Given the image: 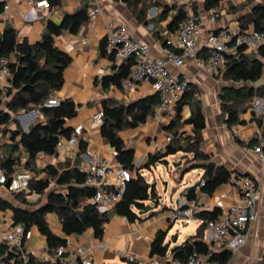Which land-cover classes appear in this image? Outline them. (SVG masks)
Wrapping results in <instances>:
<instances>
[{"label": "trees", "instance_id": "1", "mask_svg": "<svg viewBox=\"0 0 264 264\" xmlns=\"http://www.w3.org/2000/svg\"><path fill=\"white\" fill-rule=\"evenodd\" d=\"M121 1L129 6L138 7L153 5L160 7L157 16L159 21H165L168 15L171 20L167 25V31L174 33L178 24L186 18L187 11L181 6H169L156 0H114ZM222 0H204L203 9L206 12H215L220 16V2ZM249 0L248 3H251ZM55 0H49L50 6ZM4 1L0 0V13ZM192 13L196 15V0H191ZM242 6H229V12L241 10ZM196 17V16H195ZM154 18L150 19L153 20ZM87 20V6L74 14H66L59 25L47 22L41 38L35 44L29 45L26 41H18V33L7 24L0 32V57L8 61L11 72L9 88L3 98L0 97V137H8L9 143L0 145V170L8 179L18 171H29L34 174L28 184L29 193L39 196L38 201L44 199L43 203H28L25 192L13 194L14 199L23 207H15L11 203L0 198V210L9 209L12 212V223H24L28 228L36 227L45 238L48 261L39 262L30 257L28 264H58L60 258L56 255L59 246L65 245V240L54 235L46 222V215L54 213L65 235H81L91 229L98 239L102 237L104 225L109 221L108 212H99L88 200L92 197V189L84 186L85 174L76 164L70 161L46 164L37 168L35 161L38 154L44 157H52L57 154L60 138H70L73 130L66 128L67 120L74 118L77 114V106L71 100H57L56 92L60 90L64 82V71L70 63V58L54 45V37L62 31L71 33ZM240 28L260 31L264 28V0L256 3L251 13L242 17ZM163 41V45H166ZM168 47V46H167ZM102 55L108 56L114 61L113 54H107L105 41L101 42ZM176 51V50H175ZM227 62L222 71L224 79L240 87H225L218 96L224 124L227 128L241 125V116L249 110L254 100L264 96V44L258 51V55L246 53L244 47L238 49L235 56H227ZM133 60L120 62L114 76L102 79L103 86L109 84L119 85L120 80L127 76ZM196 89L189 83V88L176 106V115L166 126L170 140L162 151L149 154L147 162L140 168L151 171L157 164L167 165V157L181 154L188 159L187 167L182 176L196 169L202 170L203 185L200 181L194 186L186 188L182 195L187 201L197 200V192L211 196L220 186L227 183L231 173L224 166L210 162V159L201 148L202 133L206 127L205 118L199 101L194 98ZM57 100V107H43L48 100ZM160 103L159 95L139 99L129 104H122L112 98L101 100L102 120L100 124V135L115 151V161L118 165L133 173V178L127 183L121 201L116 204L114 213L124 217L133 223L141 220L139 211L145 209L146 203L156 200V190L148 185L145 176L141 175L140 169L135 170L132 165L133 150L128 148L120 139L119 134L128 129H134L154 117L156 108ZM4 105V107L2 106ZM183 105H188L189 117L182 123L180 110ZM40 106V108H38ZM3 107V108H1ZM42 117V121L31 124L28 130L20 127L14 131L7 130L12 114L36 111ZM254 119V118H252ZM182 125H189L192 134L184 136L179 131ZM257 125H262L261 120ZM82 134V132H81ZM76 137L78 147L77 158L86 153L87 143L82 135ZM236 139V138H235ZM22 168V169H20ZM41 173L45 178L38 177ZM242 177V176H237ZM55 184L60 189H50ZM158 202L155 204L157 205ZM161 210H165V207ZM215 212H198L195 217L199 221L194 236L188 237L181 245L171 250V255L184 261L194 252H205L207 246L203 243L205 234V222L213 219ZM167 233L159 231L150 246V255L165 257L167 245L164 243ZM7 247L0 244V256L5 253ZM230 254H215L214 258L222 264H227ZM13 254L9 253L4 264H24L21 259L13 260Z\"/></svg>", "mask_w": 264, "mask_h": 264}, {"label": "crops", "instance_id": "2", "mask_svg": "<svg viewBox=\"0 0 264 264\" xmlns=\"http://www.w3.org/2000/svg\"><path fill=\"white\" fill-rule=\"evenodd\" d=\"M29 1L11 0L8 21L6 22L7 26L17 31L18 41L20 43L26 41L29 45L40 40L47 22L51 21L59 25L66 14H74L86 7L85 0H55V4L50 6L49 10L36 9L29 4ZM203 1L196 0L195 15L202 28L200 47L208 31L222 28L235 30L240 27V24L245 23L244 21L240 22V19L251 13L253 6L262 0H252L251 3H248L249 0H222L220 2L222 13L214 23L209 22V16L212 12H206L203 9ZM99 3L101 14L98 17L94 19L87 17V20L74 33L64 30L54 37L55 47L70 58V63L63 74V85L56 92L55 97L57 100H71L77 106L76 116L67 120L65 127L73 131L77 127H81L82 138L87 143L86 153L77 158V145L74 146L71 153H66L57 148V154L52 157H44L43 154H38L35 161L37 168L66 160L70 161L72 165L76 164L77 167L83 168L88 160L93 157L104 158L109 163L116 165L115 151L100 135V125L97 126L92 123L95 114L101 112V100L112 98L125 105L155 94L151 83L147 81L139 83L134 91L127 90L120 84L111 83L106 87L103 86L102 79L114 76L120 63L115 59L111 61L108 56L102 55L100 48L101 42L105 41V24L110 18H115L125 24L130 36L146 43L154 57L163 58L167 51H175L174 46L163 45L164 40L171 38L175 40V36L166 29L171 20L170 15L165 21L157 19L161 11L160 7L141 6V4L138 7H133L114 0H99ZM231 5L242 7L241 10L227 12ZM152 18L154 19L150 21ZM247 26L249 30H252V25L248 24ZM2 29L0 24V32ZM246 53L249 52L246 51ZM204 58L205 50L202 48L196 59L203 60ZM168 69L188 80L200 96L197 101L201 104L206 125L202 133L201 148L208 155L210 162L224 166L233 175L248 177L258 183L260 193L256 204L258 217L247 228L245 244L234 252L225 247L217 254H230L227 264H264V163L249 151L253 145L258 143L264 131V96L254 100L253 105L256 102L260 103L257 110H247L241 116L243 123L230 129L224 124L225 116L222 114L218 96L223 88L240 87L239 84L235 85L225 80L223 72L219 70L214 72L207 68H198L195 59L190 57L184 58L181 67L169 65ZM174 114L176 115V107ZM189 115V106L183 105L180 110L181 122L183 123ZM26 116H29V121L37 119L42 121V117L37 111H31ZM173 117L169 118L166 113H163L158 120L153 117L148 119L146 123L119 134L123 143L133 150L132 165L135 170L140 169L147 162L149 154L163 150L168 143L167 138H170L165 128L170 124ZM258 120H261L262 123L260 127L257 125ZM24 121L28 128L30 122ZM39 121H33L32 124ZM7 130L13 131L15 128L12 129L8 125ZM179 131L184 133L185 137L192 134L189 125H182ZM4 138L8 139L7 136ZM2 143H9V141L5 140ZM178 165L175 164L176 167ZM186 168L177 171L180 173L177 187L182 188L180 201L184 198L182 192L199 182L203 173L200 169L193 170L191 173L195 175L194 182H183L184 175L182 176V172ZM139 171L142 175L146 170L140 169ZM38 177L45 178V175L41 173ZM173 178H175L174 175ZM49 188L60 189L55 184H51ZM234 193L231 187L224 184L211 196L198 191L196 201L199 206L204 207L212 204L215 199L221 196L230 197ZM0 198L15 207H23L14 199L13 195L2 187H0ZM38 198L37 194L32 197L27 196L26 201L34 203ZM88 202L90 203V199ZM115 206H110L106 211L110 218L104 225L100 239L94 236L91 229L81 235H65L54 213L46 215V222L54 235L65 240L64 246L68 250L73 251L77 247L86 250L87 258L91 260L92 264H114L118 259L130 264H149L150 260L161 259L162 257L158 255H150L151 243L159 231L167 233L164 243L168 249L165 256H172L171 250L181 245L188 237L194 236L199 225V222H194L195 227L191 235L181 238L177 234L170 237L168 232L172 224L167 217L171 211L162 213L161 209L155 208L154 205L153 212L141 216L139 221L130 223L124 217L114 213ZM11 218V210H0V230H6L12 225ZM189 223H184L182 227H187ZM30 229L33 236L27 242L25 251L37 260V258L48 254L46 241L36 227L33 226ZM202 241L207 245L205 234ZM128 255H134L135 260L129 262L126 258Z\"/></svg>", "mask_w": 264, "mask_h": 264}, {"label": "built area", "instance_id": "3", "mask_svg": "<svg viewBox=\"0 0 264 264\" xmlns=\"http://www.w3.org/2000/svg\"><path fill=\"white\" fill-rule=\"evenodd\" d=\"M4 5L0 13V24L2 28L8 21L11 0H3ZM169 6H181L187 11L186 18L182 20L173 35L175 40L168 39L166 45L174 46L176 51H167L163 58L154 57L149 46L141 41L133 39L128 33L125 24L115 18H110L105 24V50L107 54H113L118 62L132 59L126 77L120 80V85L130 91H134L138 84L144 81L150 82L154 93L159 95L160 103L156 108L154 119H160L163 113L169 118L175 114V107L189 88V82L178 74L171 72L168 66L181 67L186 57L194 58L198 68H207L217 72L227 62V56H235L240 47L245 51L258 55V51L264 44V28L260 31L243 30L240 27L235 30L222 28L207 32L202 46L200 40L202 28L199 20L192 14L191 0H156ZM87 6V17L94 19L101 14L99 0H85ZM29 4L36 9H50L49 0H30ZM218 14L213 12L209 16V22L214 23ZM205 50V58L197 60L196 56L201 49ZM11 72L8 61L0 57V97L3 98L9 88ZM196 100L199 94L194 93ZM59 102L51 99L43 104V107H57ZM259 102L254 104L253 110H257ZM40 108V106H38ZM102 120V112L93 117L92 123L99 126ZM81 134V127H77L70 138H60L58 148L66 153L73 152L76 145V137ZM170 138H167L169 141ZM260 161L264 163V131L257 144L250 150ZM81 170L85 174L84 186L92 189L93 194L90 204L97 211L106 212L110 206L118 204L125 192L127 183L133 178V173L120 165H113L101 157H93L88 160ZM34 178L29 171H18L12 178L8 179L0 170V187L11 195L25 192L27 196H35L29 193L28 184ZM200 184L203 185L202 180ZM226 185L234 190V195L221 196L212 204L201 207L196 200L187 201L185 198L178 204L176 210H171L168 220L173 225L179 221L181 225L193 221H199L195 214L201 211L215 212L213 219L205 222V241L207 250L205 252H194L184 261L173 256H165L161 259L150 260L149 264H222L214 258L220 250L227 247L234 252L243 246L247 239V228L255 222L258 217L256 204L260 196L257 181L248 177H237L231 174ZM26 196V197H27ZM227 199V201H226ZM32 231L24 223L13 224L6 230H0V244H5L7 250L0 256V264L9 253L13 254V260L21 259L28 264L31 254L25 251V246L32 238ZM56 255L60 258L58 264H92L87 258L86 250L77 247L70 251L66 246H59ZM127 260L133 262L134 255H128ZM39 262L48 261V256L37 258Z\"/></svg>", "mask_w": 264, "mask_h": 264}, {"label": "rangeland", "instance_id": "4", "mask_svg": "<svg viewBox=\"0 0 264 264\" xmlns=\"http://www.w3.org/2000/svg\"><path fill=\"white\" fill-rule=\"evenodd\" d=\"M223 68H221L219 71H222ZM4 107V105H2ZM1 107V108H3ZM254 105L250 106L249 109H253ZM37 111V110H36ZM31 112V111H30ZM30 112L25 113H19V114H12V120L10 122V127L12 129L20 127L22 130H25L26 123L24 120H26L29 123V126L33 123V121H39L33 120L29 121L28 115ZM39 118V115H37ZM28 126V127H29ZM181 129V128H179ZM14 131V130H13ZM8 140L4 137H0V145L3 141ZM1 155V152H0ZM191 158V155H189L188 159L184 158L181 154H178L176 156H169L167 158V165L165 164H157L155 167L152 168L151 171H144L142 173L143 176L146 178V182L148 185H153L156 190V199H158V204L155 205V208L162 209L165 207V210H161L162 213L164 212H170L171 210H176L178 208V204L180 202V193L182 188L178 185L179 180V172L182 168L186 167L185 164L187 161ZM179 164L177 168H174L173 165ZM22 169V168H20ZM176 173L174 174V172ZM173 175L175 178H173ZM194 173L187 172L184 174V177L182 179L183 182L192 183L194 182ZM43 203V199L40 201H36ZM35 203V202H34ZM153 201L147 202L146 205H153ZM195 227V224L193 221H190L187 227H182L181 223L179 221H176L172 227L170 228L168 235L170 237L176 236L179 234V236L182 238L184 236L191 235L193 233V228ZM114 264H130L127 261L123 260H117Z\"/></svg>", "mask_w": 264, "mask_h": 264}, {"label": "water", "instance_id": "5", "mask_svg": "<svg viewBox=\"0 0 264 264\" xmlns=\"http://www.w3.org/2000/svg\"><path fill=\"white\" fill-rule=\"evenodd\" d=\"M25 130L27 131L28 128L26 127ZM173 166H174V168H177L175 165H173ZM184 172L185 171H183L182 174ZM152 186H154V184ZM158 199H156L155 201H153V203H152L153 205H146L144 210L138 212V215L143 216V215L150 214L151 212H153V208H154L153 206L158 202Z\"/></svg>", "mask_w": 264, "mask_h": 264}]
</instances>
